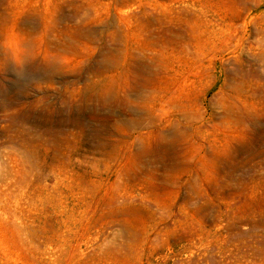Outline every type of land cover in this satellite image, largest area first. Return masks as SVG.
<instances>
[{
    "label": "rangeland",
    "instance_id": "1",
    "mask_svg": "<svg viewBox=\"0 0 264 264\" xmlns=\"http://www.w3.org/2000/svg\"><path fill=\"white\" fill-rule=\"evenodd\" d=\"M0 264H264V0H0Z\"/></svg>",
    "mask_w": 264,
    "mask_h": 264
}]
</instances>
